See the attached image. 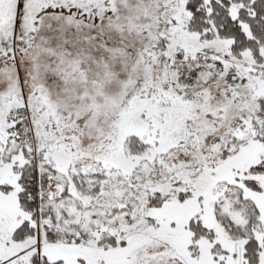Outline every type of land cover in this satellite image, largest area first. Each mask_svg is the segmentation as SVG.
Listing matches in <instances>:
<instances>
[{
  "label": "snow or ice",
  "instance_id": "1",
  "mask_svg": "<svg viewBox=\"0 0 264 264\" xmlns=\"http://www.w3.org/2000/svg\"><path fill=\"white\" fill-rule=\"evenodd\" d=\"M0 264H264V0H0Z\"/></svg>",
  "mask_w": 264,
  "mask_h": 264
}]
</instances>
